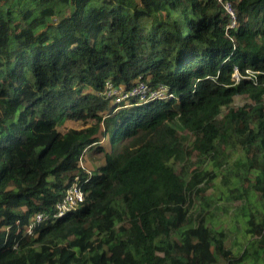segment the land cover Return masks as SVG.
<instances>
[{"label": "trees", "instance_id": "obj_1", "mask_svg": "<svg viewBox=\"0 0 264 264\" xmlns=\"http://www.w3.org/2000/svg\"><path fill=\"white\" fill-rule=\"evenodd\" d=\"M137 81L178 101L101 97ZM263 95L264 0H0V264H264ZM68 119L82 126L59 132ZM176 127L194 136L192 171L175 170L191 157ZM99 141L87 177L79 160ZM232 152L235 229L216 226L221 197L203 187ZM76 177L83 203L24 235Z\"/></svg>", "mask_w": 264, "mask_h": 264}, {"label": "rangeland", "instance_id": "obj_2", "mask_svg": "<svg viewBox=\"0 0 264 264\" xmlns=\"http://www.w3.org/2000/svg\"><path fill=\"white\" fill-rule=\"evenodd\" d=\"M236 29H237V27H236ZM235 71L236 70L234 69V73H235ZM233 76H234V74H233ZM82 92H83V94L91 92V94L97 95V93H94V91L89 87L88 88L85 87ZM262 99H263V103H264V95H263ZM246 103H248V101L246 100L245 97L237 96L234 99V101L232 102L231 108H233L234 110L237 111L241 106H243ZM226 113H227V109H222V111L220 112V115L218 116V119H222ZM89 123H91V121H89ZM79 126H82L81 122H79V121L76 122L75 120L68 119V120H64L62 123H60V125L57 126V130L61 133H64V132H68L71 129L78 128ZM86 126L84 125V127H86ZM176 129H177V134L181 138L183 147L185 148V150L187 152V155L190 154L191 157L189 160L187 158L184 162H177L174 165L175 170L178 172V171H181L183 168H185V169H188L189 171H192L196 168V162H197L196 152L194 150H192L190 153V149L192 147V141L194 140V136L191 135L185 129H182L180 127H176ZM103 145L104 144L102 143V141H99V143L97 145H93V147L88 146L83 150V155H82L81 159L79 160V168L84 173H86L87 177H90L92 174L97 172L98 168L104 164L103 163L104 161L102 159V152L98 148L99 146H103ZM106 150H107V148H106ZM247 154L248 155H245L244 157L239 155L241 162H243L245 160V158H253L254 152L248 151ZM229 155H230V157H229L227 163L224 164L220 169L215 171L213 173V175H211V177H209L210 176L209 175L208 176L209 180L207 181V184L204 185L203 187H206V192H205L206 196L212 194L213 200H215V198H217V197H221L220 201L211 202V206L207 209V210L211 209V212L214 214V216H212V220L216 224V226H221L223 228H226L229 226V224L233 223V227L235 229L236 226L241 227V225H240L241 217H240V215L232 217V214H229V209H230V207H231V209H234L236 206H238L242 203L240 202V200L234 199V198H236V196H238L239 192H235L233 194L228 192V188L232 189L236 185V181L238 182L237 178H234L233 176H230V175H228V173H226L227 169H228L227 167L231 164L232 159L235 157L236 153L232 152ZM249 174H251V173H249ZM229 177H232V180ZM228 178L230 180V183L227 186L226 181L228 180ZM76 181L80 182V180L77 177H76V180L73 181V183H77ZM192 198L194 199V197H192ZM241 199H243L244 203L247 204L245 197H242ZM256 203H257V201L254 199V205H256ZM198 208H199V211H197ZM202 208H203V206H201V205H200V207H198V202H197V200H195L194 206L193 207H192V205L190 206V212L195 216L196 214H198V212H200L202 210ZM233 233H235V232L233 231L232 234ZM235 236H236L238 241H241L239 233H235ZM21 240H23V239H21ZM230 244H231V242L229 243V241L227 240L226 246H229ZM221 264H224V263L221 262Z\"/></svg>", "mask_w": 264, "mask_h": 264}, {"label": "built area", "instance_id": "obj_3", "mask_svg": "<svg viewBox=\"0 0 264 264\" xmlns=\"http://www.w3.org/2000/svg\"><path fill=\"white\" fill-rule=\"evenodd\" d=\"M222 4V0H217ZM223 9L227 15H229L231 27L236 26L234 10L228 3L223 4ZM247 74L250 71H246ZM238 81V77H234ZM101 97L104 100L111 102V104L118 108H127L130 106L131 100H136L137 104H146L150 101L160 100L168 101L173 99L172 94L169 93L168 88L165 86H158L156 88L150 87L147 83L137 81V83L130 89L126 90L122 86H112L109 82L105 85V90L101 93ZM178 100V98H174ZM84 193L81 190V185L78 183H72L65 192V195L55 204V211L53 215L49 216L44 213H38L33 216L31 221L25 227L24 235L33 236L36 228L44 222L58 218L67 212L72 211L77 205L83 203Z\"/></svg>", "mask_w": 264, "mask_h": 264}, {"label": "clouds", "instance_id": "obj_4", "mask_svg": "<svg viewBox=\"0 0 264 264\" xmlns=\"http://www.w3.org/2000/svg\"><path fill=\"white\" fill-rule=\"evenodd\" d=\"M221 4V3H220ZM226 14V13H225ZM228 27V29H233V30H236V27H238L237 26V22H236V26L235 27H231V22L229 21V25L227 26ZM236 70V69H235ZM237 71V70H236ZM235 71V73H234V76H232V79H234L235 80V76H237L238 78H240V74L238 73V72H236ZM238 73V74H237ZM239 80V79H238ZM155 101H160V100H155ZM176 101H178V100H176ZM151 102V101H150ZM163 102H166V101H163ZM111 103V102H110ZM143 105V104H142ZM112 107L113 108H116V107H114L113 105H112ZM118 109H121V108H118ZM78 206V205H77ZM73 211H74V209H73ZM66 214V213H65ZM64 214V215H65ZM63 216V215H62ZM62 216H60V217H62Z\"/></svg>", "mask_w": 264, "mask_h": 264}]
</instances>
